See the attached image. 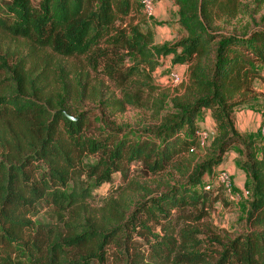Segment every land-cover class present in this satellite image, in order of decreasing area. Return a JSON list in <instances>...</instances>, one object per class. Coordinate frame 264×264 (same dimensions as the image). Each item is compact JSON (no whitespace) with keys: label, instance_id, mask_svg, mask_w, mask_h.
Segmentation results:
<instances>
[{"label":"trees","instance_id":"1","mask_svg":"<svg viewBox=\"0 0 264 264\" xmlns=\"http://www.w3.org/2000/svg\"><path fill=\"white\" fill-rule=\"evenodd\" d=\"M170 1L180 37L163 44H155L151 27L134 22L143 2L0 1V34L23 39L28 49L0 46V264H264V134L242 135L234 117L254 98L256 81L264 87V0ZM243 16L247 22L233 24ZM53 55L101 67L123 87L112 107L123 112L149 104L158 125L132 134L101 116L102 129L91 133L93 114H74L68 102L97 98L100 87L88 92L81 78L70 87ZM170 55L173 65L188 66L189 82L168 108L146 82ZM129 58L135 63L124 69ZM206 111L216 131L202 146ZM234 146H241L247 176L246 230L207 241L194 224L225 188L208 190L205 179L222 170ZM206 147L205 159L191 172L180 169L184 179L160 192L131 182L128 189L138 195L133 206L127 191L97 207L89 203L93 189L128 164L157 175ZM90 157L97 161L86 164Z\"/></svg>","mask_w":264,"mask_h":264},{"label":"rangeland","instance_id":"2","mask_svg":"<svg viewBox=\"0 0 264 264\" xmlns=\"http://www.w3.org/2000/svg\"><path fill=\"white\" fill-rule=\"evenodd\" d=\"M0 1H2L3 3H9L12 0ZM134 1L139 2L140 4L142 3V0ZM153 1L155 10V0ZM250 1L251 0H245V2ZM39 2L40 0H33L34 6H38ZM141 11L142 12H140L138 16H136L134 22L135 24L140 23L143 30L151 27L155 34L157 31V36L161 37L158 39H156L155 37V44H157L158 42L160 43L159 40H163V43H165L164 41L175 42L178 40L180 36L178 33V29L175 28L174 21H156L153 20L154 16L148 17L145 14L143 7L141 8ZM143 19L146 20L145 23H143ZM239 19L241 24L247 22V17L243 16L234 20L233 24H236ZM164 23L169 25L171 30L174 29L172 33H170V36L172 35L170 40H167L164 32L161 31V28L158 30V26L164 25ZM0 46H2L4 49L7 48L10 52H15L18 49L23 48L24 40L20 38L13 40L10 36L0 34ZM22 50L23 53H27V45ZM48 53L50 54L49 51ZM119 54L124 56L126 52L121 51ZM53 57L55 67L61 68L59 70H56V73L62 72L64 69V79L66 80V83L70 85V87L76 86V80L78 78L83 79L85 83L88 82V92L94 85L100 87L98 90L101 91V96L97 98L90 99L88 96H85L81 102L75 101L73 98L68 102V105L71 106L74 114L77 112V110L82 112L84 111L89 115L93 114L92 118L94 119L92 120V124L90 127L91 133L99 134L98 131L102 129V120H100L99 118L101 116H104L110 124H113L118 128L127 129V132L132 134L142 132L146 129L153 128L158 125V121L155 117V112L151 109V106L149 104H146V107L126 105L125 111L123 112H117L115 107H112L111 104L113 102H115L117 99L123 98V87L119 86L118 83L110 81L103 73L101 67H99L98 69H94L93 67L89 66L85 58L63 59L58 55H53ZM41 61L43 63V60ZM134 63L135 62L131 61V58H129L124 63L125 65L123 66V68H129ZM171 71H176L182 76L181 83L179 82L178 84L174 85L168 81V77ZM188 82V66L173 65L172 56L170 55L168 57L161 58L159 66L153 73V81H151L150 83L146 82V84H150V86H147L146 90L151 92L152 90H150V87H153L154 91L152 92L156 97H166V107L169 108L171 106L172 98L184 95ZM253 95L254 98L249 103L244 104L237 108V110H235L234 117L236 126L240 133L244 136H247L248 138L256 139L264 134V87L262 82L256 81L255 92L253 93ZM145 100L146 102H151L152 98L148 99L146 95ZM211 115L212 114L209 111L205 112L203 121L206 119V117H208V121L207 123L204 122V126H200L199 128V132H201L202 130L204 132H209L211 137L209 143L212 141L216 131L215 122ZM208 147L204 149L199 148L194 156H184V158L181 160L183 166L179 167V169H176V167H172L167 171L157 175H144L141 171L142 167L139 163L128 164L126 166L128 170H125L126 173L115 172L112 175L110 182L103 183L94 188L92 197L93 199L90 200L89 203H91L92 206L97 207L102 204L104 200L106 201L108 198L112 197L118 198L124 191H127L126 195L124 196L125 200L133 206L138 195L133 194L128 189V186L131 184V182H136L137 184L148 186L149 188L155 191L159 190L158 192H160L161 189H166L167 183L173 185L176 182L182 181L184 179V173H182L180 169H188L189 172H191L193 166L196 163L206 158L208 154ZM241 157V146H234L233 149L225 155L224 161L221 165L222 170H229L226 169L225 165H228L227 168L234 167V170H240L241 166L239 164V161ZM95 161H97L96 157H90L86 159L85 163L91 164ZM221 171H218L213 178L206 177L205 185L209 182L210 184H212V186H214V188L219 187L220 185L216 180V175ZM232 172L231 174L232 177H234V183L236 184L235 189H237L235 193L239 197H236V199L233 200L230 198V194L228 193L229 191L227 192V190L225 189H220L221 191L219 192V202L216 203L214 207L210 208L206 219H203L201 222L194 224L195 227L202 231L201 237L205 238V240L207 241L210 240L209 238H207V236L215 235L221 237L224 240H227V238H234L235 236L244 233V231L246 230L245 207L248 200L245 196H243V192L247 190V177L245 178V180L242 179V183L245 181L243 184L238 185L236 182L237 180L235 179V175ZM157 232L159 233L160 231L157 230ZM205 246L209 248L207 244Z\"/></svg>","mask_w":264,"mask_h":264},{"label":"crops","instance_id":"3","mask_svg":"<svg viewBox=\"0 0 264 264\" xmlns=\"http://www.w3.org/2000/svg\"><path fill=\"white\" fill-rule=\"evenodd\" d=\"M153 20L156 21H174V25L175 28L178 29V25H177V8L174 6L173 2L170 0H155V10H154V17ZM161 28V31L164 32L165 37L167 38V40H170V38L172 37V35L170 36V33H172V31L174 29H170L169 25L165 24L164 25H160L158 26V30ZM156 39L160 38L161 36H157V31L155 34ZM160 43L159 44H163V40H159ZM167 42V41H164ZM208 121V117H206V123ZM202 126H204V123L202 124ZM232 165V164H231ZM226 169L228 171H230V173L232 172V168H233V174L235 175V179L237 180V184L241 185L243 184L241 181L242 179L245 180V178L247 177L245 172L240 169V170H234V167H229L227 168L228 165H225ZM230 166V165H229Z\"/></svg>","mask_w":264,"mask_h":264},{"label":"built area","instance_id":"4","mask_svg":"<svg viewBox=\"0 0 264 264\" xmlns=\"http://www.w3.org/2000/svg\"><path fill=\"white\" fill-rule=\"evenodd\" d=\"M143 2V9L145 14L148 17H151L153 15L154 12V1L153 0H142ZM168 81L171 84H178L179 82H182V76L180 74H178L177 72H171L169 74L168 77ZM199 138H200V142L202 146H205L206 143L208 142L209 139V132H204L203 130L201 132H198ZM224 171V172H222ZM220 173H218L216 175V180L219 184L223 185L225 190H227V192L230 194V198L235 200L237 196V194L234 191V187H233V182H232V176L228 171L222 170ZM206 188L210 189L211 188V184L208 182V184H206ZM243 196H245L246 198L249 197V191L246 190L243 192ZM241 197V196H240Z\"/></svg>","mask_w":264,"mask_h":264}]
</instances>
